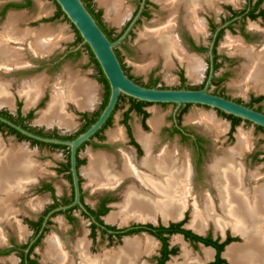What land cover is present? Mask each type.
Here are the masks:
<instances>
[{"label": "bare ground", "instance_id": "bare-ground-1", "mask_svg": "<svg viewBox=\"0 0 264 264\" xmlns=\"http://www.w3.org/2000/svg\"><path fill=\"white\" fill-rule=\"evenodd\" d=\"M216 1L218 0H174L170 8L175 12L178 6L185 5L188 12L186 20L189 22L194 18L197 8L200 9L204 5L213 6ZM98 3L105 9L106 16L111 22L122 23L126 15L124 0H98ZM195 20H197L196 16ZM17 23L18 18H12L4 27V32L1 31L0 34V67L5 70L18 67L23 55L21 50L10 49V40L25 43L27 38L34 36L36 41L30 44L31 50L38 55L49 54L58 46L54 33L47 30L37 33L24 32L18 29ZM159 28L161 30H149L141 35V39L145 41L143 49L154 55H162L166 66L172 64L173 56L176 57L181 64L186 65L190 78L195 80L199 78L202 71L201 61L188 56L182 50L172 34L171 26H159ZM202 28L203 23L199 21L193 29L199 32ZM225 43L235 51L234 53L243 55L248 61L244 64L243 72L246 73L244 82L258 92H264V49L256 53L251 48H245L235 38L227 39ZM56 86L52 101L47 111L43 112L41 120L46 125L56 123L71 127L72 121L66 114L65 107L71 102L81 110L90 109L94 103L93 86L78 77L68 78L67 81L57 83ZM43 90L42 78L24 84L21 97L25 98L26 107L33 106ZM13 103L10 92L5 84L0 82V105L12 107ZM156 117L150 121L155 131L160 124L159 117ZM191 120L204 126L216 136L227 131L225 123L218 121L212 115L193 116ZM136 135L145 150L141 166L149 173L138 171L128 156L123 159L122 171L115 169L111 157L96 155L90 158L87 177L92 184L111 189L121 185L126 178L137 179V183L129 185L123 193V202L118 205V211L107 219L108 222H119L120 225L133 220L154 222L158 214L166 221L178 220L188 208H191L190 227L196 232L204 233L210 224H214L219 230L230 228L234 234L243 238L242 244H233L224 253L230 264H264V183L261 182L262 176L257 169L256 172L248 173L240 161L243 154L251 147L248 145V138L240 133L237 137V145L229 150L226 149L223 157H216L212 161L209 171L212 175L211 184L214 191L207 192L206 194L209 195L204 198H194V189L189 177L191 172L189 159L187 161L185 157L181 160L176 151L168 148L161 150L162 152L155 156L153 154L155 135L143 134L141 131ZM111 138L121 139L123 132L116 131L112 133ZM21 147L9 148L0 140V245L6 241L1 224L12 220L11 217H14L17 211H14L12 206L13 199L18 198L19 193H22L27 184L33 181L35 169L38 167L35 166L32 155L30 156V153ZM18 228L22 232L21 227ZM59 239L55 236L49 237L46 244L44 259L52 264H141L140 259L143 254L147 251L152 252L155 246V241L150 238L142 240L135 237L126 238L123 245L116 249L93 254L89 242L84 237L78 238L72 244L71 253ZM175 243L180 245L181 254L170 264H204L212 257L211 250L204 251L205 259L195 257L179 237L174 238Z\"/></svg>", "mask_w": 264, "mask_h": 264}, {"label": "rangeland", "instance_id": "rangeland-1", "mask_svg": "<svg viewBox=\"0 0 264 264\" xmlns=\"http://www.w3.org/2000/svg\"><path fill=\"white\" fill-rule=\"evenodd\" d=\"M12 1L20 2V0H0V34L4 32L5 29L4 27L7 26V22L9 23V21L12 18H18L17 27L18 29L20 28L19 30L21 31L23 30L24 32L35 31V33H37V31L41 32V30L42 31L47 30L54 33L58 41V46L51 53L46 55H41V54L38 55L31 50L32 43L36 41V38L34 36L27 38V41H25V43L15 42L13 40H10L11 42L10 49L21 50L22 51L21 53L23 54L21 55V59H22L20 60L21 63L18 66H25L29 64L32 66L43 62L45 63L53 62L55 60H58L60 57H62L63 54L68 53L69 50H75L80 46V43L79 44L77 43L78 35L75 32L74 28L69 24V22L65 21V19L63 18L56 19L55 17H53L58 11L57 4L53 0H34V4L31 8L28 9L12 8L8 11L6 16L2 18L1 11L3 7L8 2H12ZM172 1L174 0H171V2L170 0H159L158 2L159 8H157V11L154 12L153 16L150 19H143L139 24H137L134 27L132 34L126 40L124 47H119L122 63L124 64L126 69H128V72L134 78V80L143 86L149 87L153 81L157 80L156 81L158 84L157 87L159 88L181 89L187 87L185 89H200L203 83L202 75L205 74L206 55L199 56L200 59L199 57L198 58L196 57V59L199 60V62L201 61L202 71L199 75V78L195 80L188 76L186 65L184 63L181 64L176 57L173 56L171 59L172 66L171 65L166 66L165 58L162 55L160 54L154 55L153 53L145 51L143 49V45L145 41L144 39H141V35H143L146 31L149 30L156 31L159 29V26L162 27L166 25L173 12V10L168 7L172 3ZM237 1H239V7L237 8L238 11L244 7L243 5L244 0H237ZM92 6L95 12L100 14L102 23L105 26L106 30L113 35V40H115L118 37V35L124 30V28L130 23L132 18V13L136 8V4L134 0H124V11L126 15L121 24H115L107 18L106 11L103 7L99 5L98 0H93ZM164 8H166L169 11H166ZM11 12L14 13L10 15L11 18L10 17L8 18ZM46 18H47V22H44V19ZM228 34L229 33L225 31L218 43V53L221 57L230 55V53L233 52L231 51L229 46L225 43L227 39L230 38L227 37ZM209 41L210 40L207 37L205 38L203 43L207 46ZM175 59L178 60V62L181 65ZM236 59L238 60L233 64L234 66L230 65L229 63L223 60V63L222 65H220L217 75L220 78L224 74H227V78L225 82L222 83L221 85L211 86L210 92L213 94L226 97L228 99H234V101L236 102L239 101L244 105H248L251 102V98L254 95H258V93L257 90L251 87V85L249 86L244 82L245 73L243 72L244 71L243 65L245 63L239 57H236ZM59 62L61 63L58 65L57 68L44 66L41 67L39 70H31V68H33L31 67L28 70L21 69V70H13V71H9V70L4 71L5 69L0 67L3 69V70L0 69V82L5 84L14 102L13 103L14 106H12L13 108L9 106L6 107L5 105H0L1 106L0 112L8 114L12 116L14 119H19L21 118V116L26 117L29 114L33 113L32 117L25 122L26 127H28L29 129L40 131L43 132L44 134L53 135L56 137L67 138V137L76 136L86 125L87 119L88 120L93 119L100 113L107 92L105 86L101 81L100 72L96 64L92 61L91 54L87 48L83 47L81 48V53L79 55H72L69 58L60 59ZM154 62L156 63L154 64ZM184 70H186V72H184ZM180 73H183L186 76L185 86H183V84L179 79ZM70 75L73 78L78 77L79 79H82L90 83L91 86H93L94 103L92 104V107L90 109L81 110L75 104L68 102L67 104L68 106L65 107V111L66 114L69 115L72 121L71 127L60 126L56 123H53L51 125L48 124L46 125V123L42 122L41 118L43 112L45 113L47 111L48 106L52 101L53 93L55 92L57 87L56 84L60 82L64 83L65 81L68 80V78H71ZM38 78L39 80L41 78L44 80V90H43L44 92L40 96L39 100L36 102L37 104L35 103L36 105L34 104L30 108L26 107L27 105L25 98L21 97V89L24 84L32 83L34 79L37 80ZM128 108H129V100L127 98H123L122 100H120L118 104V109L114 113L112 122L102 133V139L100 138L94 139V142H105L107 144L112 145L113 147L111 148V150L94 148L91 145H87L80 151V157L83 161V164L80 167V171L82 175V186L84 188V191L86 192L85 201L90 205H93L98 199V197L101 195L98 194L97 191L103 189L102 186L100 187L95 185L94 183L92 184L91 180L87 177V173H88L87 170L89 168L90 158L96 155H104L107 157H111L113 159L112 156H108L103 153L115 154L117 153V151L123 152V150L126 151V153H124L125 155L123 154V159L125 156H128L132 161L131 157H134V152L132 151L130 145L128 144V141L125 138V126L123 125V118H122L124 111H126ZM254 109L256 110L262 109V111L264 112V101L261 104H256ZM146 110L148 111L149 114V117L147 119L148 128L147 129L142 128L143 132L138 129V127H143L141 122V117H139L135 113H132L130 125L132 127L133 135H136V133L139 131L147 135L153 134L155 135V139H156L155 144L156 145L157 143L160 144L159 147L154 144V149H162L163 151L165 148H168L172 151H176L181 160L186 157V160L189 159V161L187 160L189 162L188 164L191 166L194 165L196 162V157L191 141H186L183 144L182 141L179 139V136L177 135L168 138L165 137L163 133H158L160 126L163 129V127L166 128L172 125L171 115L175 110V106L154 104L148 106ZM83 115H87L86 120L83 118ZM202 115H212L218 121L222 122L223 124L225 123L227 127L226 129L227 131L222 135L216 136V134L210 133L208 130H206L204 126L200 124H196L194 121L192 122L191 118L193 116H202ZM154 117L156 118L159 117L160 120V124L156 131L153 130V128L150 125V121ZM180 120L183 125L187 126L188 128L194 130L195 132L203 136L206 142L204 157L202 161V174L197 177L196 169L191 167L190 173L193 176L192 177L193 181L191 180L190 184L192 185L193 183L192 188L195 190L193 194L194 198L195 197L204 198L205 196L209 195L206 194L207 192L214 191L212 186L213 184H211L212 176L208 168L216 157H223V155L225 154L224 151H226L225 148L228 147L233 148L237 145L238 143L237 137L238 135H240V133H242L243 136H246L248 138L247 142L249 147L251 146L249 148V151L251 150L250 151L251 154H254L255 152L262 154L264 152V130L258 129L255 125L251 123L243 121L236 127L234 132H232L231 122L227 118L222 116L220 113L206 107L194 106V105L190 106L186 111L182 113ZM199 126H201L202 128ZM116 131H122L123 138L118 140L112 139L111 135L112 133L114 134ZM212 135H215L218 138H215ZM0 140L6 145V147L9 148H14V147L19 148L22 146L21 148L26 149V151L30 153V156L32 155L31 158L34 159L33 161L34 163H36L35 166L39 167L35 169L36 173H35L34 181L27 184L26 189L21 193V197L14 203V209H15L14 211L18 210L16 211L18 212V214L17 216H15V218H13V220L17 222V226H15V228H11V227L5 228V230L1 229L3 234L6 237H8V239L12 238L15 241H17L19 244H23L27 242V240L30 238L28 237L29 236L28 234L30 232L28 233L26 229L24 230V227L22 226L20 221L22 222L24 216H30L31 218H34L32 217V215H30V212L27 210V208L24 207V204L25 206L30 205L31 203H35L37 199H40V196L34 194L33 192V188L35 187L33 183L37 182V180H40V182H52L56 188L59 198H63V197L67 198L71 194V188H72L71 181L69 179V176L64 173L65 166H67L68 164V153H67L68 151L62 148L53 149L51 147H46V146H42V147L36 146L33 145L28 140L19 141L13 135H10L8 133L6 134L4 132L3 133L0 132ZM137 140L139 141L138 138ZM231 148H228V150ZM247 152H245L244 154H246ZM243 156L240 159L242 163H244L242 161ZM249 157H251V155H249ZM122 162L124 163V160ZM123 163H122V168L116 169L117 171H122ZM141 163L142 162L140 163L138 162V166H140ZM206 167H207L208 178L205 174ZM140 168L142 167L140 166ZM248 169H249L247 171L248 173H253L254 171L256 172L257 170H260L264 175V159L258 161L255 164L248 166ZM37 170L39 171L37 172ZM138 171L142 173H149L148 170L146 169H144L143 171L139 169ZM129 178H126L125 180ZM132 179L133 181H128L127 183L124 184L121 193H125L129 185L131 186L137 183V179L135 178ZM207 181L209 186L207 184ZM22 194L24 195L22 196ZM112 195L116 197L119 195L120 197H117V199H115L116 202L114 206L116 207L110 209V211L106 215L107 217L106 219H108L111 216V214L117 212L118 205L123 202V194H112ZM194 198H192V201H194ZM19 213H21V215ZM75 214L77 216L79 215L78 212ZM191 214H192L191 208H188L183 213V216L184 215L186 216V225H189V227L191 222ZM16 217H18L20 221ZM173 221H177V220L166 221L161 215L158 214L155 217L154 222L150 221V222L141 223V221L133 220L125 225H120L119 222H114V223L109 222V223H112L113 226H120L122 228H125L126 225L133 226L137 224H149V223L169 224ZM9 222H5V223L8 224ZM20 225L22 232H20V229L18 228L20 227ZM210 225H213L217 231H221V232L230 229V228H226L224 230H219L216 228L214 224H210ZM210 225L204 230V233L210 227ZM53 226L55 228L54 231H56V236L55 235L54 236L57 237L58 235L62 240V242L64 241V243H66L69 251H72V247H70V245L74 244L78 238L86 237L87 231H89L90 229L89 220L83 219L81 216L75 222V226L73 230H71V227L68 226L63 215H58L54 219ZM214 228L210 227L207 230V232L215 235L217 231ZM230 230H227V233L231 232V234H233V237L237 238V241L233 244H238V245L242 244L244 241L243 238L240 235L234 234L233 231ZM53 233L54 232L52 230L48 232L47 235L51 236ZM134 237L140 238L141 240L147 238L153 240L146 233L129 235L126 236L125 238L122 237V239H111V238H107V236L103 238L102 236H99V233H97L95 244H93L95 248V253H93L92 251L91 252L93 254H100L105 251L116 249L123 245L124 240L126 238L133 239ZM174 238L173 240L172 238L170 239V242L173 241V244H174ZM4 244L6 243L4 242L3 245ZM154 244L156 246L155 242ZM155 246L153 250L154 252L147 251L143 254V256L140 259L141 264L144 263L149 264L148 262H150L151 264H155L156 256L159 254L160 245H157L156 247ZM45 250H46V245L44 247V245L41 244L40 247L36 249V252L39 254V256L38 255L36 256H38L39 259H42L40 255L42 253V256L44 258ZM197 252L199 251H196L195 253ZM180 254H181V247H180ZM180 254L175 258H178ZM194 256L199 257L196 255ZM17 257L18 255L16 253H13L10 256H8L6 259H4L8 261V262L4 261V263L14 264L11 263V261L14 262L15 261L14 259H17ZM175 258H173L169 262V264L173 262ZM199 258L205 259L204 257H199Z\"/></svg>", "mask_w": 264, "mask_h": 264}, {"label": "flooded vegetation", "instance_id": "flooded-vegetation-1", "mask_svg": "<svg viewBox=\"0 0 264 264\" xmlns=\"http://www.w3.org/2000/svg\"><path fill=\"white\" fill-rule=\"evenodd\" d=\"M83 1H84L85 5L87 6V8L96 17L97 21L102 26L104 31L108 35H110V37L113 39V35L111 33H109L106 30L105 26L103 25L100 14L95 12V10L92 6L93 0H83ZM134 2L136 4V8L132 13V18H131L130 23L137 16L140 15L137 22L135 23L134 27L137 24H139L143 19H150L153 16L154 12L157 11V8H159V4H158L159 0H134ZM170 2H171V0H170ZM14 4L18 5L20 7V8L12 7L14 9H28V8H31L33 6L34 0H20V2L19 1L18 2L17 1L8 2L7 4H5V6L3 7L2 11H1V17L2 18L6 16V14L8 13V11L10 9H12V8H10V6L14 5ZM235 5H237V6H235ZM243 5H244V7L241 10L237 11V8L239 7V1L234 0L233 2H230V1L228 2V1L218 0L215 2V5H213V6L204 5L200 9L197 8L196 11L194 12L197 20H195V16H194V18L188 22L186 20L188 18V12H187L185 5L182 4V5L177 7L174 14L171 15L172 18L170 16L169 21L165 25L166 27H168V26L172 27V29H173L172 34L176 37L178 44L181 46L182 50H184L188 54V56L196 59V57L198 58L201 55H206L205 74L202 75V77H203L202 87L203 88L205 87V85L207 84V82L209 80L210 71H211L212 66H213V78H212V83H211L210 87L214 86V85L215 86L221 85L222 83L225 82V80L227 78V74H224L220 78L217 75V72L220 68V65H222V63H223V60L232 66H234L233 64L235 62H237V60H238V59H236V57H239L240 59H242L245 64L248 63L247 59L243 55H240L238 53H234L235 51L232 48H230V49L233 52L230 53V55H227L224 57H221L219 55L218 43H219L220 39L222 38V35L224 34L225 31H227L229 33L227 36V37H231L229 39L235 38V40L240 42L243 46H245V48H251L256 53H258L264 49V0H244ZM170 6L171 5H169L168 7L170 8ZM21 7H23V8H21ZM164 9L166 11H169L166 8H164ZM53 17H55L56 19L63 18V19H65V21H68L65 18V16L58 17L55 14ZM173 17H174V21H172ZM38 21H40V20H38ZM199 21H202L203 28L201 31L196 32V30H194L193 28L196 25V23ZM44 22H47V18L44 19ZM170 22L172 24H170ZM130 23L118 35V37L115 39V41L118 40L125 33V31L129 27ZM69 24H70V22H69ZM70 25L73 26L72 24H70ZM158 25H159V23H158ZM134 27L132 28L129 36L132 34ZM159 30H161V28H159ZM207 37L209 38L210 41L208 42V45L206 46L203 43V41ZM126 40L119 47H124ZM213 42H214V45L212 48ZM85 46H83V47H85ZM119 47L116 50L119 54V59L122 63V58H121V55L119 52ZM78 51H80V53H81V49ZM211 51L213 54V60L211 58ZM76 52L69 50L68 53L63 54V56L60 57L58 60H55L53 62H46V63L43 62L40 64L32 65L33 68H31V70H39L41 67H44V66L51 67V68H57L58 65L61 63V62H59L60 59L69 58L70 56L74 55V53H76ZM199 59H200V57H199ZM176 61L178 62V60H176ZM155 63L156 62H154V64ZM122 65H123V68L125 69L127 75H129V77L134 79L130 75V73L128 72V69H126V67L124 66L123 63H122ZM243 67H244V65H243ZM184 72H186V70H184ZM244 75H246V73ZM179 79H180L181 83L183 84V86H185V84H186L185 74L180 73ZM156 81H153L149 87H151L153 85L158 86ZM185 88H187V87H185ZM257 93H258V95H254L251 98V102L247 106L251 105L252 108H254L256 104H261L264 101V92H258L257 91ZM231 100H234V99H231ZM237 102H239V101H237ZM239 103H241V102H239ZM148 106H150V105H146L145 107H143V110L148 115L147 117H145L144 114L138 113L137 111H131L127 116V112L131 108V102L129 101V108L126 111H124L123 117H122L123 118V125L125 126V138L128 141V144L130 145L132 151L134 152V157H131L132 163L137 170H139V169L144 170L145 169V168L143 169L141 164H140V166L142 168H140V166H138V162H141L144 155H145V150H144L143 145H141V143L137 140L136 135H133L132 127L130 125V120H131L132 113H135L136 115L141 117V122H142V126H143V127H138V129L141 130L142 132H143V129H147L148 128L147 119L149 117V114H148V111L146 109ZM184 107L185 106L180 108V110L177 112L176 120L174 118L175 116H174V112H173L171 115L172 125L168 126L166 128L163 127V129L160 126L158 133H163V135L165 137H168V138H171L174 135H177V136H179V139L182 141L183 144L186 141H191L192 146H193L194 151H195L196 162L192 166L189 165V168H190L189 170L191 171V167L195 168L196 174L198 177L202 174V161H203V157H204L206 142H205V139L203 136H201L200 134H198L194 130H192V129H190L187 126L182 124L180 119H181V115L183 113ZM257 110L263 112L262 109H257ZM0 115L8 118L9 120L12 119L11 121L18 124V119H14L12 116H10L6 113L0 112ZM32 115H33V113H32ZM32 115H31V117H32ZM28 116H26V117H28ZM113 116L109 120L108 126L112 122ZM125 120H127L126 123H125ZM248 123H250V122H248ZM108 126L103 128L101 133L98 136L93 137L90 142L84 144L79 149L78 160H80L82 162L81 164L78 163V168H79L80 173H81L80 167L83 164V161L80 157V151L85 146L91 145L94 148L108 149V150H111V148L113 147L112 145L107 144L105 142H94L95 138L102 139V133L104 132V130ZM237 126H235L233 129V125L231 122V131L234 132V130L236 129ZM128 127H129V129H128ZM199 127H201V126H199ZM28 130L35 133V134L41 135L43 137H52V138L56 137L53 135L44 134L43 132H40V131H35L33 129L28 128ZM0 132L1 133L4 132L6 134L8 133L10 135H13L17 140L21 141L20 135L15 134L10 129L0 128ZM212 136L215 138H218L214 135H212ZM45 144L46 143L35 144V145L40 146V147H42V146L50 147V146H48V144H46V145ZM159 145L160 144L157 143L156 146L159 147ZM51 148H53V147H51ZM228 148H231V147H228ZM228 148H225V149H228ZM53 149H57V148H53ZM161 150L162 149H154L153 154L154 155H156L158 153L160 154ZM67 151H68L67 153H68L69 164H70V150L67 148ZM250 151H248L242 159V161L244 162L243 164H244L246 171L249 170L248 166L255 164L258 161H261L264 159V152L262 154H259L258 152L251 154ZM124 153H126L125 150H123V152L117 151V153H115V154H110V153H103V154H106L108 156H112L114 159L113 160L114 164H115L114 167H116L115 169H121L122 163H123L122 161H123V154ZM220 153H221V151H220ZM249 155H251V157H249ZM207 167H208V165H207ZM207 167L205 169V174L208 178ZM66 168H67V166H65L64 173L69 176V179L71 181V186H72L70 196L67 198H64V197L59 198L58 197L59 195L57 194L56 188L52 182H40V180H37V182L33 183V185L35 186L33 188V192H34V194L40 196V199H37V201L35 203H31L30 205L25 206V204H24V207L27 208V210L30 212V215H32V217H34V218H31L30 216H24V218L21 222L18 219V217H16L20 221L22 226L24 227V230L26 229L28 233L30 232L28 234L29 235L28 237H30V238L27 240V242H25L23 244H19L14 239H12V238L8 239V237H6V241H5L6 244L0 245V261H1L0 264H5L4 261H7V260H4V259H6L8 256H10L13 253H16L18 255L17 259H14L15 260L14 262L11 261V263H14V264H52L43 258L42 253L40 254L42 259H39V257H38L39 254L37 253L38 250L36 252V249L38 247H40L41 244H43L45 247V245L47 244V241L49 239L48 237H51L52 235L56 236V231H54L55 228L53 225H54V219L58 215L64 216V219H65L66 223L68 224V226L71 227V230L74 229L75 222L77 221V219H79L80 216L83 219L89 220L90 229H89V231H87V230H85V231H87L86 239L89 242V244L91 245L90 251H92L93 253H95V248H94L93 244H95L97 233H99V236H102L103 238L107 236V238H111V239H122V237L125 238L126 236H129V235L146 233V234H148L149 237H151L155 241L156 246L160 245L159 254L156 256L155 264H169V262L173 258L177 257L180 254V246L177 244H173V241L170 242V239L172 238V240H173L174 237L181 238V240L187 244L188 248L196 256L204 257V251L205 250H211L212 251V257L209 260H207L204 264H229V261L224 257V253L226 252L227 248L229 246H231V244H233L237 241V238H234L233 234H231V232L227 233V230H230V229H227L224 232H221V231H217L213 225H210V227L214 228L219 233L216 232L215 235L208 233L207 230L210 228L209 227L205 231V233L200 234V233L195 232L192 228H190L189 225H186V216L185 215L180 217V219H178L177 221H173L169 224L168 223L167 224L149 223V224H137V225H133V226H127L126 225L125 228H130V230L126 231L125 234L121 233V231L125 228H122L120 226H113L112 223H109L108 220L106 219L107 218L106 215L108 214V212L110 211L111 208L116 207V206H114L115 202H116L115 199H117V197H120L119 195L116 197V196H113L112 194H123V193H121L122 187L128 181H133L132 178L125 180L121 185L117 186L116 188H113V187H111V189L110 188H103L102 190L97 191V193L101 194V195L98 197V199L96 200V202L93 205H90L85 201L86 192L84 191V188L82 186V175H80L81 176V180H80L81 202L84 206V209L81 208L79 205H76V206L71 207L65 211H63V210L62 211H56L58 208L71 205L75 200V193H74L71 170L69 167V171H68V168L66 171ZM208 170H209V168H208ZM258 171H259L260 175L262 176L261 182L264 183V175L262 174V172L260 170H258ZM189 174H190L189 177H191V180L193 181V179H192L193 176L191 175V173H189ZM34 179H35V175H34L33 181H34ZM207 184H208V181H207ZM192 185H193V183H192ZM208 186H209V184H208ZM19 194L20 195L18 196V198L16 197L15 200L13 199V202H12L13 208H14V203L21 197V192ZM23 195L24 194H22V196ZM77 212L79 213V215H78L79 217L75 214ZM17 214H18V212L17 213L15 212L14 217H11L12 220H10V221L13 222V225H12V222H9L8 224L4 222L3 224H1V228L4 230H5V228H10V227L15 228V226H17V222L14 221L13 218H15V215L17 216ZM19 214L21 215V213H19ZM10 225H12V226H10ZM20 227H21V225H20ZM161 228H164V230H161ZM176 228H179V231L181 230V231L190 232L191 234H193V235H195L201 239H193V238L185 235L182 232L176 231L175 230ZM52 230L54 233L51 236H48L47 235L48 232H50ZM136 230H140V231L136 232ZM57 237H59V236L57 235ZM64 244L66 245V243H64ZM71 246L72 245H70V247ZM66 248L68 249L67 245H66ZM44 249H43V251H44ZM196 251H199V252L195 253ZM70 252L72 253V251H70ZM36 255H38V256H36ZM146 262H148V261H146ZM148 263L151 264L150 262H148Z\"/></svg>", "mask_w": 264, "mask_h": 264}, {"label": "water", "instance_id": "water-1", "mask_svg": "<svg viewBox=\"0 0 264 264\" xmlns=\"http://www.w3.org/2000/svg\"><path fill=\"white\" fill-rule=\"evenodd\" d=\"M53 1L60 7L70 24L75 27L82 38L80 46L72 51L76 52L83 46L87 45L92 51L105 78L107 79L110 89L108 103L99 118L85 132L79 134L72 140L43 137L0 115V122L11 127L25 137L41 143L67 147L70 150V170L72 174L75 200L71 205L58 208L56 211H65L76 205H79L84 209L81 202V173L78 168V152L84 144L90 142L92 138L104 128L105 124L115 111L121 96H126L128 98L152 105H174L175 120L176 114L180 108L186 105H194L206 107L217 112H221L227 116L239 118L242 121L250 122L257 127L264 129L263 112L210 92V85L213 78V66L211 67L209 80L203 89L147 87L137 83L134 79H131L123 68V65L116 53V49L128 38L140 15L130 23L125 33L118 40L112 41L103 31L92 13L88 10L83 0ZM12 13L14 12H11L8 18ZM213 45L214 42L212 43V48ZM211 58L213 60L212 51ZM31 67L32 66L29 64L14 67L9 71L21 69L28 70ZM128 230H130V228H125L121 231V233L125 234Z\"/></svg>", "mask_w": 264, "mask_h": 264}, {"label": "trees", "instance_id": "trees-1", "mask_svg": "<svg viewBox=\"0 0 264 264\" xmlns=\"http://www.w3.org/2000/svg\"><path fill=\"white\" fill-rule=\"evenodd\" d=\"M84 2V1H83ZM12 7H14V8H20L18 5H11L10 6V8H12ZM57 7H58V12L56 13V15L58 16V17H60V16H65L64 15V13L61 11V9H60V7L57 5ZM21 8H23V7H21ZM89 10V9H88ZM90 11V10H89ZM91 12V11H90ZM92 13V12H91ZM92 15H93V13H92ZM94 16V15H93ZM95 17V16H94ZM65 18H66V16H65ZM67 19V18H66ZM95 19H96V17H95ZM68 20V19H67ZM97 20V19H96ZM98 22V21H97ZM99 23V22H98ZM100 25V24H99ZM101 26V25H100ZM73 28H74V30H75V32L77 33V35H78V38H77V43H81L82 42V38H81V36L79 35V33H78V31L75 29V27L74 26H72ZM101 28H102V26H101ZM103 29V28H102ZM103 31H104V29H103ZM105 32V31H104ZM106 33V32H105ZM107 34V33H106ZM107 36L112 40V41H115V40H113L111 37H110V35H108L107 34ZM85 48H87L88 50H89V52H90V54H91V57H92V61L96 64V66H97V68H98V70H99V72H100V75H101V81H102V83H103V85L105 86V88H106V97H105V100H104V102H103V104H102V107H101V111H100V113L96 116V117H94L93 119H90V120H88L87 119V115H83V118L86 120V125L83 127V129L76 135V136H74V137H67V138H63V137H55V138H62V139H66V140H72V139H74L75 137H77L79 134H81V133H83V132H85L93 123H95L96 122V120L99 118V116H100V114L102 113V111L104 110V108L106 107V105H107V103H108V99H109V94H110V89H109V84H108V81H107V79L105 78V76H104V74H103V72H102V70H101V68H100V66H99V64H98V62H97V60L95 59V57H94V55H93V53H92V51L90 50V48L86 45L85 46ZM116 53H117V55H118V57H119V54H118V52H117V50H116ZM80 54V51H77L76 53H74V55H79ZM131 78V77H130ZM132 79V78H131ZM151 87H157L156 85H153V86H151ZM200 89H203V87H201ZM123 98H127L130 102H131V108L128 110V112H127V116H128V114L131 112V111H137L138 113H141V114H144L145 115V117H147L148 115H147V113L143 110V107H145L146 105H151V104H148V103H145V102H140V101H137V100H135V99H132V98H128V97H126V96H121L120 98H119V102H120V100H122ZM119 102H118V104H119ZM118 104H117V106H116V109H115V111L113 112V114H112V116L114 115V113L117 111V109H118ZM164 105H166V104H164ZM191 105H186L185 107H184V110H183V112L184 111H186L189 107H190ZM249 107H251L252 108V106L251 105H249ZM222 116H224L225 118H227L228 120H230L231 122H232V125H233V129H234V127L235 126H237L238 124H240V122H242V120L241 119H239V118H236V117H233V116H227V115H225V114H223V113H221V112H219ZM31 115L32 114H30L28 117H22L21 116V118H19L18 119V124L19 125H21L22 127H24L25 129H28V127H26V125H25V122L31 117ZM111 116V117H112ZM11 119V118H10ZM111 119V118H110ZM109 119V120H110ZM128 119V118H127ZM12 120V119H11ZM109 120L107 121V123L105 124V126H104V128L106 127V126H108V124H109ZM126 121L127 120H125V123H126ZM0 128H7V129H10L12 132H14L15 134H18V135H20V137H21V140H28V141H30L33 145H35V144H44V143H41V142H38V141H35V140H32V139H30V138H27V137H25V136H23L22 134H20L19 132H17L16 130H14V129H12V128H10L9 126H7L6 124H4V123H2V122H0ZM258 129H260V130H264L263 128H261V127H257ZM128 129H129V127H128ZM101 131L102 130H100L94 137H96V136H98L100 133H101ZM46 145V144H45ZM48 146H50V147H53V148H62V149H64V150H67V147H63V146H58V145H52V144H48ZM78 163L79 164H81L82 162L80 161V160H78ZM69 167H70V164H69V157H68V164H67V168H68V171H69ZM67 168H66V171H67ZM161 230H164V228H161ZM170 230V229H169ZM168 230V231H169ZM176 231H179V228H176L175 229ZM138 231H140V230H136V232H138ZM179 232H182V233H184L185 235H187V236H189V237H191V238H193V239H201V238H198L197 236H195V235H193V234H191L190 232H187V231H179Z\"/></svg>", "mask_w": 264, "mask_h": 264}]
</instances>
